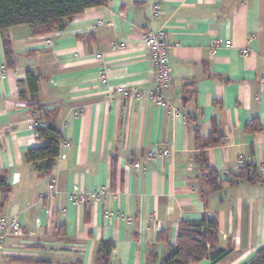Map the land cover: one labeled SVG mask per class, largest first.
I'll return each instance as SVG.
<instances>
[{"label":"crops","instance_id":"1","mask_svg":"<svg viewBox=\"0 0 264 264\" xmlns=\"http://www.w3.org/2000/svg\"><path fill=\"white\" fill-rule=\"evenodd\" d=\"M151 4L106 0L50 33L0 31V180L9 186L0 214L22 230L5 238L0 264H96L102 240L113 245L108 264H162L180 222L203 218L216 219L222 256L196 264H248L264 245V186L226 182L244 163L264 169V0H160L157 16ZM147 30L163 31L169 45L164 106L149 98ZM28 72L37 76L32 99ZM116 85L141 97L111 99ZM253 120L262 130L246 129ZM35 122L70 142L48 173L25 160L43 143ZM196 131L219 133L222 143L201 148ZM208 167L218 190L206 183ZM102 187L99 200L72 198Z\"/></svg>","mask_w":264,"mask_h":264},{"label":"trees","instance_id":"2","mask_svg":"<svg viewBox=\"0 0 264 264\" xmlns=\"http://www.w3.org/2000/svg\"><path fill=\"white\" fill-rule=\"evenodd\" d=\"M105 2L106 0H0V31L17 25H27L34 35L50 33L55 28H64L68 21L85 9L101 6ZM3 47L6 65L12 66V49L7 39H4ZM25 82L29 97L32 99L37 90V76L28 72ZM19 96L24 99V91L20 90ZM246 129L254 132L262 130V127L258 121L253 120ZM36 131L38 139L43 143L28 149L25 153V160L34 165L42 162L44 172L48 173L59 154L62 137L54 127L47 124L43 127H36ZM194 134L201 148L213 147L222 143L219 133L213 132L204 139L197 131ZM205 180L213 191L221 188L219 174L213 167H208ZM242 181L251 185L264 186V169L259 170L254 164L244 163L234 172L229 173L226 179L230 186ZM8 193L9 186L0 180V195L3 200ZM201 195L203 197L202 193ZM217 234L218 224L214 218L180 222L176 245L171 247L169 256L162 264H196L203 259L218 261L222 256V251L215 248ZM112 247L111 241H100L96 264L109 263ZM248 264H264V245Z\"/></svg>","mask_w":264,"mask_h":264},{"label":"built area","instance_id":"3","mask_svg":"<svg viewBox=\"0 0 264 264\" xmlns=\"http://www.w3.org/2000/svg\"><path fill=\"white\" fill-rule=\"evenodd\" d=\"M151 13L153 16H157L161 13L160 0H152L151 4ZM142 43L145 49L147 50L151 63L153 65V79L155 86L152 91L149 92V98L158 106L166 105L164 100L163 93L168 88L171 82V69L169 66V45L166 41V36L163 31H153L147 30L142 35ZM224 45H230L229 41H224ZM242 55L248 54V49L243 48L241 50ZM97 58H101L102 55L97 54ZM264 59V55L262 56ZM5 69L0 68V76L3 75ZM99 79L101 83L107 84L108 78L105 72L99 74ZM109 97L111 99H139L141 97V92L136 89H130L124 85H116L110 90ZM35 126L43 127V123L35 122ZM61 145L66 147L70 146V142L62 141ZM169 151L167 149L162 151V155H168ZM152 157V156H151ZM135 168H139L138 163H134ZM50 189L53 188V185L49 186ZM107 191L105 187L100 188L99 190H93L85 194L73 195L72 198L74 201L84 204L89 200H99L101 197L106 196ZM21 225L18 219L14 216H6L0 214V250L3 248V243L5 238L8 235L18 236L21 235Z\"/></svg>","mask_w":264,"mask_h":264}]
</instances>
